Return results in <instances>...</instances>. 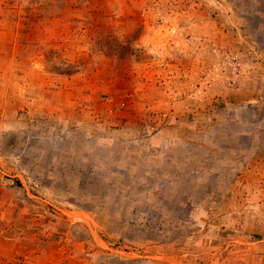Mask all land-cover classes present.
<instances>
[{
  "label": "rangeland",
  "instance_id": "obj_1",
  "mask_svg": "<svg viewBox=\"0 0 264 264\" xmlns=\"http://www.w3.org/2000/svg\"><path fill=\"white\" fill-rule=\"evenodd\" d=\"M0 264H264V0H0Z\"/></svg>",
  "mask_w": 264,
  "mask_h": 264
}]
</instances>
